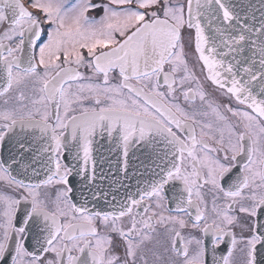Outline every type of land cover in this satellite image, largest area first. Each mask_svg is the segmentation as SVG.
<instances>
[{"label": "snow or ice", "instance_id": "6c2138e0", "mask_svg": "<svg viewBox=\"0 0 264 264\" xmlns=\"http://www.w3.org/2000/svg\"><path fill=\"white\" fill-rule=\"evenodd\" d=\"M261 217L264 0H0V264H264Z\"/></svg>", "mask_w": 264, "mask_h": 264}, {"label": "water", "instance_id": "95a60500", "mask_svg": "<svg viewBox=\"0 0 264 264\" xmlns=\"http://www.w3.org/2000/svg\"><path fill=\"white\" fill-rule=\"evenodd\" d=\"M241 2H243V3H245V4H247V3H251L252 5H254L255 6V8L256 9H259L260 8V2H261V0H241ZM255 15L257 16V18H259V16H260V12L259 11H256L255 12ZM137 162L138 161H135L134 162V164H137ZM132 172V170H129V173H131ZM151 177L149 176V175H145L144 177H133V178H131V179H124L123 180V183L125 184V185H131L132 187L131 188H127V189H121L120 190V193H118V195H123V193L125 192V191H131V192H135V186H136V181H137V179H141V180H143V179H150ZM99 182V181H98ZM104 186L106 187L107 186V181H105L104 182ZM259 247V246H258Z\"/></svg>", "mask_w": 264, "mask_h": 264}, {"label": "flooded vegetation", "instance_id": "af4514ba", "mask_svg": "<svg viewBox=\"0 0 264 264\" xmlns=\"http://www.w3.org/2000/svg\"><path fill=\"white\" fill-rule=\"evenodd\" d=\"M208 90L209 92H213V86H211L210 84L208 85ZM215 94V93H214ZM103 154L107 160L105 161V163H103L102 167L104 169V172L107 173L110 171L109 169V163L107 161H111L113 164L116 163L117 159H118V153L116 152H110L108 150V145L105 144L103 148H100L99 149V152L97 153V161H98V164H97V168H98V172H99V169L101 167L100 163H99V156L100 154ZM135 161H133L132 163H134ZM139 164V161L137 162L136 165ZM129 170H132L133 171V168L130 166ZM261 219H264V217H261Z\"/></svg>", "mask_w": 264, "mask_h": 264}]
</instances>
